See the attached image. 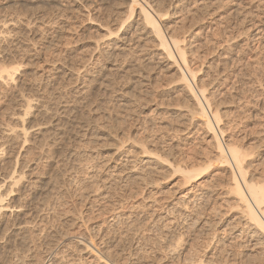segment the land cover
Here are the masks:
<instances>
[{"label":"rangeland","instance_id":"1","mask_svg":"<svg viewBox=\"0 0 264 264\" xmlns=\"http://www.w3.org/2000/svg\"><path fill=\"white\" fill-rule=\"evenodd\" d=\"M180 1L181 10L171 25L189 42V62L198 78H206L208 90L217 91L218 99L225 102L220 127L228 130L221 138L228 141L232 136L247 148H255L253 166L259 178L264 175V0ZM67 2L72 8L61 6ZM85 4L84 0H41L37 5L9 9L12 3L0 1V20L23 16L24 32L17 50L4 62L9 67L18 64V76L25 82L23 94L34 101L26 117L31 127L28 141H7V156L0 163V187L7 194L4 203L29 205L28 223L23 224L24 230L3 232L7 220L0 215V240L6 242V235L15 232L22 248L34 242L31 246L38 247L43 260L60 253L83 264H101L78 243L82 235L94 239L101 226L99 234L103 233L95 241L109 264H264V245L256 247L235 237L243 217L221 194L224 189L218 187L215 192V209L193 207L196 195L226 174L212 165L188 186L175 172L179 165L192 168L204 161L208 165L206 151L213 145L201 117H191L186 108L190 103L180 100V96L189 99L176 79L183 65L173 64L154 44L141 52L139 46L146 43H142L146 37L140 34L134 44L137 49L131 45L128 53L117 50V62L113 56L112 64L108 63L100 54L109 38L105 35L108 24L114 28L108 23L114 9ZM12 42L6 36L3 43L11 46ZM132 50L140 60L143 57L141 61L152 60L150 72L137 71ZM119 53L124 59L129 55L130 60ZM94 86L98 89L95 98H87ZM18 110L9 108L10 113ZM141 145L150 148L147 157L142 156ZM126 158L128 167L134 159L143 160L137 168H144L145 178L140 173L130 178L126 173H110ZM14 172V176L25 172L26 178L22 185L11 187ZM185 194L187 198L180 201ZM114 214L118 219L111 221ZM198 218L203 224L194 227Z\"/></svg>","mask_w":264,"mask_h":264},{"label":"bare ground","instance_id":"2","mask_svg":"<svg viewBox=\"0 0 264 264\" xmlns=\"http://www.w3.org/2000/svg\"><path fill=\"white\" fill-rule=\"evenodd\" d=\"M0 1L1 2L4 1L7 5L12 3V5L8 6L9 9H19V8L21 9L22 5L24 7H27L30 5H37V4H39V2L41 0H0ZM84 2H87V4H89V5L88 6H87V4H85L84 6L81 5L83 7H89L90 5L95 4V5H97V7H99L102 10L103 9L107 10L109 7H113V9H114V12L112 11L113 13L109 11L112 14H110L108 16V18H109L108 23H110L111 25L113 23L114 28L112 29V27L109 26V24H108V28H109L108 33L107 34L105 33V35L106 36L108 35L109 38H108L107 42L105 41L103 43V49L101 50V54H100V56L106 57L105 60L108 59V61H110L113 56L118 54L117 50H118V52L119 51L124 52V51H127L126 50L127 47L129 49V46H131V45H133V47H135L134 44L136 43L137 34H140L139 36H142V37L145 36L146 37V38L143 37L145 40L142 39L143 40L142 43H145V42L146 43L143 44V46H139V48L141 47L140 50L143 49L141 52L147 50V48L149 47V43L154 44L156 47L159 48V50L162 52V54H164V56H166V58L169 61L173 62V64L183 65V68H181V67L179 68L180 73H178L179 75H178V77H176V79L178 78L179 81L182 82V86L184 87V89L188 93L189 99L187 100L184 96L183 97L180 96L181 94H178V95L181 97L180 100H183V103L185 102L184 105H186L187 103H190V104H187L186 108H187V111L190 112L189 114L192 115L191 117H193V115L194 116L198 115L201 117V121L203 122L204 126H206L205 128L207 130V134H209L212 137L213 145L211 143L210 148L212 150H210L209 152L206 151L208 154L206 153L207 155L205 157H206V161L208 162V165L205 161L202 162V164L200 163L201 165H199L197 167H196V165H195L196 163H195L192 168L190 167L192 165L186 166L184 168L179 165L180 167L178 166V168H176L175 172L180 173L182 175V177H183V179L181 181L182 184L188 185V186L191 185L190 184L191 181L197 182L200 179V176L205 175L206 171L209 168H212L211 167L212 165H213V168L215 171H218L221 173L224 172L223 174H226V175L222 176L220 174L223 178L219 177L220 179L219 178H218V180L216 179L215 182L212 183V186L209 185L205 190L203 189L202 191H200V193L198 195H196L194 201H192L193 207H197V208L202 207L205 211L209 210L210 208H211V210L215 209L214 205L217 203V199H218V197H216L217 194L215 192H216L218 187H221L222 189H224V191H223L224 193H221V194L227 196L226 201L228 202V204L230 206L233 205L242 214V217H243L242 221H240L239 228L237 230H235V234H236L235 237L245 240L246 241L245 243H248V244L254 243V246H256V247L259 245L260 246L264 245V175L260 176L259 178L255 176V173L257 172V170H256L257 168L253 166L254 161H256L254 159L257 156L256 153L254 152L255 148L254 149L251 148L252 145H251V147L247 148V146L244 145L243 141H240L241 139H239V141L237 142L235 140V138H233L232 136L229 137L230 139L228 141L222 140L221 136L224 137L225 133H227L226 130H228V129L225 130L224 128L220 127V125L222 124L223 118L226 114L225 109L223 107V106H225L224 105L225 102L222 100L221 96H220L221 99H218V94H216L217 91L213 90V92H212V91L208 90L207 86L210 84L207 85V82L204 81L206 78L205 79L202 77L200 79L198 78L197 72L195 71L196 69H193L190 65V62H189V53H190V51L188 49L189 48L188 47L189 42L186 41L185 37H183L181 35L182 32H179V30H177L176 27L171 25L170 20L173 19L172 17L177 15V13L181 7V1L180 0H86V1L84 0ZM70 3L71 2H67V5L61 4V6L68 8V9L72 8V6H70ZM68 5H69V7H68ZM20 14L17 16L12 15L11 17L4 18V19L0 20L2 22V28L6 29V31L3 30L2 32H0V34H1V36H0V100H1L0 101V117L3 116V118H4L2 120L3 122L0 121V122H2V123H0V163H1L2 159H4V157L7 156V154L5 155V152H6L5 150H6V145H7L6 142L7 141L13 140V138L14 139L17 138V140H19L21 138L24 144L28 141L27 137L29 135V129L31 127H29V122L26 120V117L32 112V109H34V105H33L34 101L32 102L30 99H27L23 94V91H25V82L22 81L18 76V72L20 70L19 66H17L18 64L17 65L14 64L13 66L9 67V66L5 65V62H4V59L11 56L12 53L16 52V50H17L16 47L19 44L18 41H20L18 38H19V36H21V33L23 35V32H24L22 29L23 28L22 27L23 19L21 18L23 16H22V14L21 15ZM88 14L90 15V12H88ZM29 21L30 20H28L27 22L29 23ZM104 22H105V20H104ZM180 30H183V29H180ZM6 36L13 38V42H12V43H14L13 45L9 46V45H5V43H3ZM106 36H105V38H107ZM56 37H58V36H56ZM54 44H55V41H54V39H52L51 45H54ZM138 45H141V44H138ZM144 47L146 48V50ZM99 48L100 47H98V49ZM135 48L137 49V47H135ZM127 53H128V51H127ZM130 53L131 52H129V54ZM146 53H148V52H146ZM139 54H141V53H139ZM123 55L124 54H122L121 56L123 57ZM141 55H143V54H141ZM127 56L129 57V55H127ZM131 56H133L135 58L136 57L135 52L132 53ZM113 58L114 59L119 58V55H118V57L115 56ZM127 58H125V59H127ZM134 58H132V59L134 60ZM141 58L143 59V57H141ZM122 59H124V57ZM145 59H147V57ZM117 60H116V62H117ZM135 60H138L136 64H133V65H137V69H138L137 71H140V70L145 71L151 67V66L149 67V63L151 64V61H152L151 59H148V61L143 62L144 60L141 61L139 57L138 58L136 57ZM108 61H106V62H108ZM108 63H111V61ZM211 66H212V64H211ZM105 69H106V67H105ZM109 70H110V68H109ZM109 70L108 69H107V71L104 70V72L106 71L108 73ZM212 70H213V68H212ZM147 71L150 72L151 70H147ZM142 72L141 73L136 72V73L142 74ZM105 77H108V76H105ZM208 77H210V76H208ZM211 78H212V75H211ZM145 79H147V78H145ZM170 84H171V82H170ZM145 85H146V83H145ZM96 86H94L93 88H90L87 91V96H86L87 98L88 97L89 98L91 97L93 99L95 98L94 96L96 95V91L98 90L97 89L98 86L97 87ZM208 87H210V86H208ZM135 88L136 87H134V89ZM131 90H133V89H131ZM152 90H153V88H152ZM130 96H132V95H130ZM147 96H149V95L147 94ZM139 99H140V96H139ZM155 99H157V98H155ZM135 100H136V98H135ZM177 101H179V97H178ZM144 102H145V100H144ZM161 102H162V100H161ZM222 102H224V104ZM178 103L176 105H178ZM180 103L182 104V101ZM141 104H143V103H141ZM147 105H148V103H147ZM176 105H174V106H176ZM226 105H227V103H226ZM10 106L18 107V109H19L18 112L10 113L9 112ZM166 106H169V104ZM170 107H171V104H170ZM127 108H128V105H127ZM127 108H126V110H127ZM169 119H172V118H169ZM166 121H168V120L166 119ZM140 122H142V121H140ZM168 122H170V120ZM177 125H179V124H177ZM182 126H183V124H182ZM154 127H157V126H154ZM185 130H187V129H185ZM158 131L160 132V130H158ZM130 132L131 131H129L128 134H130ZM252 135H254V134H252ZM151 140H150V143H151ZM138 142H140V141H138ZM239 142H242V144ZM254 142H252V143H254ZM141 143H142V145H144L142 140H141ZM147 144H149V143H147ZM152 145H153V142H152ZM255 146H257V145H255ZM149 149H147L145 146L141 149L142 150L141 153H142L143 157H147L146 155H148L147 153H148ZM256 151H257V149H256ZM149 152H151V151H149ZM152 153H153V150H152ZM155 154L156 153H154L153 155H155ZM158 155H160V153L157 154V156ZM128 162H129V160L126 158L125 161H123L122 163H120L118 165L116 164V166L114 165V167L112 168V171L110 173L112 175H120L122 173L123 174L126 173L125 175L128 176L129 178L133 177L135 173H140L142 175V177L145 178L146 172H145L144 168L143 169H142V167H140V169L137 168V165L139 166V163L142 164L143 160L140 162L135 161V159H134V161H130L132 164V166H130V167H128L126 165ZM203 163H205V164H203ZM214 164H216L215 167H214ZM175 166H177V165H175ZM145 169H146V167H145ZM258 171H259V169H258ZM142 173H144V174H142ZM214 173H216V172H214ZM15 174H16V172L13 173V175L11 177V182L9 183L10 186L13 185V187L15 185L17 186V185L23 183L22 181H24L26 178L25 172H20L17 176H14ZM143 178H140V180H143ZM145 180H143V181L145 182ZM45 182H46V180L43 183H45ZM4 185H5V181H4ZM3 187L4 186L0 187V215L3 218H6L7 224L5 227H2V228H4L2 230H3V232H4V230L5 231H16V230L21 231V229L24 230L26 225H23V224L28 223V222H25V217L28 214L26 212V209H27V206H29V205L26 204V205H19V206H11L10 204L4 203V202H6L5 200H6L7 194H6V192L2 191ZM5 190H9V188L8 189L6 188ZM10 190H12V188ZM189 193L190 192H188L187 194H189ZM8 194H9V191H8ZM187 194L182 195L180 197V201L185 200L188 196ZM36 199H37V197H36ZM45 203H47V201ZM117 219H118V215L114 214L112 216L111 221H116ZM201 224H203L201 221V218L195 219L193 221L194 227H199ZM100 229H101V226L98 230L100 231ZM2 230H1V232H2ZM92 231H94V228H92ZM99 231H97L96 234L93 232L95 234V236L92 235V237L94 239H88V238L86 239L82 235L83 240H81V242H78V243L82 246L83 250H86V253L90 254L92 257L94 256V258H95L94 260H97L101 264H109L110 260H107L106 259L107 257L106 258L104 257L103 253L99 250L98 245L95 241V239H96L95 237H99V235H102V233H103L102 232L101 234H99ZM29 234H30V232L28 233V235ZM32 234L30 236H27V234H26V236L28 238H30V237H32ZM2 235H3V233H2ZM23 236H24V238H26L25 235H23ZM6 237H8L7 240L5 239L6 242H2V238L0 240L1 241L0 242V264H83L82 263L83 260H79V259L78 260H72L71 257H70L71 258V260H70V258L67 257L68 258L67 259L66 256H62L60 253L59 254L58 253L52 254V255H50V257L47 256L43 260V259H41L40 255H39V250H37L38 247H36L35 245L31 246V244H33L34 242L31 244L29 242H27L28 240L30 241L33 238L27 239V241L24 240L25 244H26V242H27V244L28 243L30 244V246L28 248L24 247V248H26V249H24V248H22L23 246H21V243L19 244L17 242L18 236L15 232L12 233L10 236L6 235ZM33 237H34V235H33ZM102 241H103V239H102ZM21 242H23V239H21ZM22 245H24V243ZM59 255H61V256H59ZM103 259H106L105 260L106 262H104Z\"/></svg>","mask_w":264,"mask_h":264}]
</instances>
